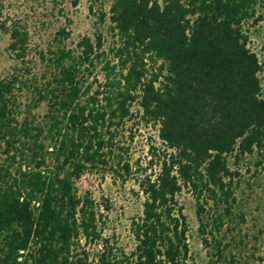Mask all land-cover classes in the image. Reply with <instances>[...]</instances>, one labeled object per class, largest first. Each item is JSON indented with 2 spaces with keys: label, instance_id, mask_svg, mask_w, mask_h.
<instances>
[{
  "label": "trees",
  "instance_id": "1",
  "mask_svg": "<svg viewBox=\"0 0 264 264\" xmlns=\"http://www.w3.org/2000/svg\"><path fill=\"white\" fill-rule=\"evenodd\" d=\"M259 2L113 0L110 50L98 33L52 51L51 78L32 90L34 105L47 103L41 121L30 108L19 118V75L0 79V264H196L178 195L192 192L203 226L208 199L233 212L230 156L264 161V63L245 27ZM0 29L23 59L28 32ZM70 35L58 31L61 43ZM134 105L170 151L136 168L145 199L127 252L103 234L108 201L80 195L77 181L103 166L122 182L132 177L116 136ZM83 240L102 244L92 259L78 252Z\"/></svg>",
  "mask_w": 264,
  "mask_h": 264
},
{
  "label": "rangeland",
  "instance_id": "2",
  "mask_svg": "<svg viewBox=\"0 0 264 264\" xmlns=\"http://www.w3.org/2000/svg\"><path fill=\"white\" fill-rule=\"evenodd\" d=\"M113 0H0V23L20 26L28 32L27 54L18 59L9 49L10 35L0 29V79L18 74L25 82L16 90L20 104V120L28 113L41 121L47 110L42 101L34 105L33 84H44L54 71L52 51L59 46L77 49L78 41L84 36L93 39L101 33L105 50L114 45L115 35L111 29L110 7ZM105 12V21L100 13ZM245 27L250 36L249 46L264 63V0H260L255 17ZM66 28L71 35L63 43L58 31ZM99 75V81L101 80ZM264 79V73H262ZM97 83L95 86H97ZM134 116L118 127L116 141L128 147L124 158L133 165V175L122 182L115 179L108 166L85 173L78 181L80 195L91 194L97 201L106 199L110 209L103 234L111 244L130 252L135 240L130 231L133 216L141 213L145 196L138 180L141 171L149 166L151 156H161L167 149L159 137V128L146 124L139 107L132 108ZM156 154V155H154ZM0 152V162H2ZM230 166L235 175V203L232 214L226 213L225 204L208 199L205 204L204 225L201 226L197 213V201L187 189L178 195L185 207L189 222L188 241L190 262L196 264H264V161L257 152L236 159L230 156ZM150 172V169L149 171ZM243 216V218H242ZM206 239V240H205ZM102 248L101 242L85 241L78 252H87L92 259Z\"/></svg>",
  "mask_w": 264,
  "mask_h": 264
}]
</instances>
